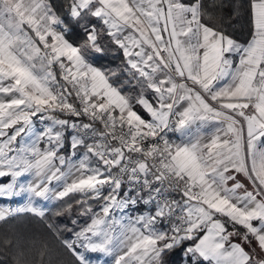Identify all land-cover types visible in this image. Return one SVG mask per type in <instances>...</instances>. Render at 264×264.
<instances>
[{
	"label": "snow or ice",
	"instance_id": "snow-or-ice-1",
	"mask_svg": "<svg viewBox=\"0 0 264 264\" xmlns=\"http://www.w3.org/2000/svg\"><path fill=\"white\" fill-rule=\"evenodd\" d=\"M24 216L50 238L0 234V264H264V0H0V224Z\"/></svg>",
	"mask_w": 264,
	"mask_h": 264
},
{
	"label": "trees",
	"instance_id": "trees-1",
	"mask_svg": "<svg viewBox=\"0 0 264 264\" xmlns=\"http://www.w3.org/2000/svg\"><path fill=\"white\" fill-rule=\"evenodd\" d=\"M58 5L63 4L64 0H54ZM246 18L239 19L234 22V34L238 38H242L246 31ZM73 42L78 43L83 39L82 34L78 29L74 31V33L69 37ZM123 60L118 59V51L114 46L107 52L106 56L97 61V66L103 67L104 69H118L122 66ZM73 219L79 218V209L73 212ZM59 223L68 222L66 217L59 218ZM80 222L83 223V218H80ZM20 234L27 240L28 238L36 235L45 238H50V234H48L47 229L43 225V223L37 221L36 219L30 216H24L18 219H14L10 221L8 224H0V234ZM58 246V242H54ZM34 256L35 253L33 252ZM172 264H180V253L177 252L175 255L171 257Z\"/></svg>",
	"mask_w": 264,
	"mask_h": 264
},
{
	"label": "crops",
	"instance_id": "crops-1",
	"mask_svg": "<svg viewBox=\"0 0 264 264\" xmlns=\"http://www.w3.org/2000/svg\"><path fill=\"white\" fill-rule=\"evenodd\" d=\"M118 59H121V60H123L122 53H120L119 51H118Z\"/></svg>",
	"mask_w": 264,
	"mask_h": 264
}]
</instances>
